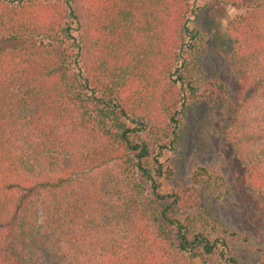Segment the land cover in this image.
<instances>
[{
  "label": "trees",
  "instance_id": "obj_1",
  "mask_svg": "<svg viewBox=\"0 0 264 264\" xmlns=\"http://www.w3.org/2000/svg\"><path fill=\"white\" fill-rule=\"evenodd\" d=\"M196 1L0 0V264H239L200 207L224 179L174 186L169 162L203 102L264 200V0H218L233 99L198 65Z\"/></svg>",
  "mask_w": 264,
  "mask_h": 264
},
{
  "label": "rangeland",
  "instance_id": "obj_2",
  "mask_svg": "<svg viewBox=\"0 0 264 264\" xmlns=\"http://www.w3.org/2000/svg\"><path fill=\"white\" fill-rule=\"evenodd\" d=\"M195 26L209 43L198 58V65L207 80L217 79L228 88L231 99L236 96V83L231 72L230 48L223 37L227 11L218 0L196 1ZM218 108L203 102L187 111L183 129L177 138L169 166L174 186L188 185L195 167H205L219 174L229 188L220 199L201 200L200 207L217 223L238 235L245 242L234 245L239 264H264V200L247 189L242 171L219 135L223 123Z\"/></svg>",
  "mask_w": 264,
  "mask_h": 264
}]
</instances>
